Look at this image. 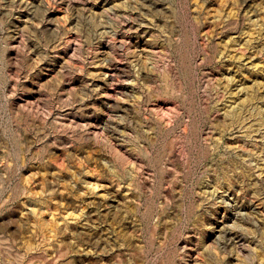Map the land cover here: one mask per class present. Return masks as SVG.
I'll return each mask as SVG.
<instances>
[{
    "label": "rangeland",
    "instance_id": "rangeland-1",
    "mask_svg": "<svg viewBox=\"0 0 264 264\" xmlns=\"http://www.w3.org/2000/svg\"><path fill=\"white\" fill-rule=\"evenodd\" d=\"M0 264H264V0H0Z\"/></svg>",
    "mask_w": 264,
    "mask_h": 264
}]
</instances>
